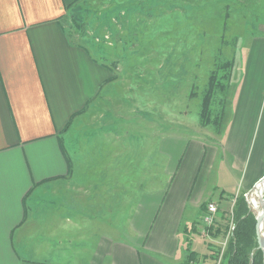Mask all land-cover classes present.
Here are the masks:
<instances>
[{"label":"crops","instance_id":"0c3cea01","mask_svg":"<svg viewBox=\"0 0 264 264\" xmlns=\"http://www.w3.org/2000/svg\"><path fill=\"white\" fill-rule=\"evenodd\" d=\"M81 1L0 0V264H185L187 258L215 264L225 211L264 174V50L249 53L235 112L220 131H154L133 139L109 134L110 152L95 146L88 163L76 162L63 132L114 76L65 23L68 8ZM185 7L176 6L172 18L190 25L194 7L186 14ZM120 141L123 153L114 152ZM148 144L166 179L134 198L120 226L84 219L80 226H38L33 203L41 191L77 171L83 181L100 178L103 162H119L123 173L139 170L131 156H145ZM208 202L218 211L213 229L203 234ZM197 238L208 244L202 258Z\"/></svg>","mask_w":264,"mask_h":264},{"label":"rangeland","instance_id":"374dc122","mask_svg":"<svg viewBox=\"0 0 264 264\" xmlns=\"http://www.w3.org/2000/svg\"><path fill=\"white\" fill-rule=\"evenodd\" d=\"M183 5H189L181 11L185 14L194 7L190 25L174 17L175 7ZM64 19L68 29L82 37L77 39L114 73L63 132L76 162L88 163L95 146H99L100 153L110 152V148L106 149L109 134H119L121 138L129 134L133 139L144 132L150 138L154 131L196 132L200 136L203 129L220 131L226 118L235 112L249 53L264 50V0H82L68 8ZM223 63L227 65L218 77L229 76L228 89H217L218 101L213 104L210 122L203 125L200 112L204 89L210 74ZM260 67L264 71V61ZM254 141L255 137L252 144ZM123 142L114 152L123 153ZM147 146L145 156H131L133 167L140 171L131 168L123 173L117 169L119 162L115 166L103 162L97 165L100 178L83 181L77 171L65 183L41 191L33 203L40 220L38 226L53 229L66 221H70L68 226H80L83 219L89 224L120 226L134 198L144 189L159 187L160 180L164 183L166 179L165 171L161 175L160 159L154 161ZM87 171L91 174L93 170ZM247 205L255 216V209ZM225 212V241L221 250H213L215 264H222L233 216L232 210ZM211 228L213 225L206 226L201 221V233L208 234ZM196 240L198 256L202 258L208 253V244L203 239ZM189 259L185 264H204L201 259L199 263Z\"/></svg>","mask_w":264,"mask_h":264},{"label":"trees","instance_id":"16d2710c","mask_svg":"<svg viewBox=\"0 0 264 264\" xmlns=\"http://www.w3.org/2000/svg\"><path fill=\"white\" fill-rule=\"evenodd\" d=\"M226 65L224 63L219 65L218 71H213L210 74L207 86L204 89L200 112V122L203 125L210 122L209 116L213 114L212 109H215L213 104L218 101L217 95H215L217 89L221 91L228 89L229 76L225 74L221 78L218 77V72L221 69L223 70ZM218 112V114H221L222 108ZM232 213L234 229L222 252V264H263L262 252L257 248L255 216L241 195L235 198Z\"/></svg>","mask_w":264,"mask_h":264},{"label":"built area","instance_id":"2783aa9c","mask_svg":"<svg viewBox=\"0 0 264 264\" xmlns=\"http://www.w3.org/2000/svg\"><path fill=\"white\" fill-rule=\"evenodd\" d=\"M253 188H254V186H253ZM253 188L250 189V190H248V191H246V192H243L242 195H241L249 205H252L251 206L252 208H254V206H253V200H251L252 197L257 201V203L259 205V199H258L259 196H258V194L256 193V191ZM262 195H263V193H262ZM257 211H256V213H257ZM216 214H217V205L214 202H208L206 204L205 209H204V212H203V214L201 216L202 217V220L201 221H203V223L206 226L207 225L208 226L209 225L211 226L213 224V222H214V219H215L214 216ZM233 229H234V223L231 221L230 222V225H229V228H228V232H227V239L231 235V232L233 231ZM262 231H263V234H264V223H263V229H262ZM203 232L206 233V229L205 228L203 229ZM222 250H223V248H222ZM194 264H196V263H194Z\"/></svg>","mask_w":264,"mask_h":264},{"label":"water","instance_id":"95a60500","mask_svg":"<svg viewBox=\"0 0 264 264\" xmlns=\"http://www.w3.org/2000/svg\"><path fill=\"white\" fill-rule=\"evenodd\" d=\"M261 184L264 186V174L257 180L253 188L259 196V207H260V210L257 211L255 215V233L257 239V248L261 250L264 260V234L262 231L263 223H264V187L261 188L260 187Z\"/></svg>","mask_w":264,"mask_h":264},{"label":"bare ground","instance_id":"6f19581e","mask_svg":"<svg viewBox=\"0 0 264 264\" xmlns=\"http://www.w3.org/2000/svg\"><path fill=\"white\" fill-rule=\"evenodd\" d=\"M261 188H263L264 186L261 184V186H260ZM259 199V198H258ZM251 200H253V206H254V209L257 211H259L260 210V207H259V205H258V203H257V201L252 197V199Z\"/></svg>","mask_w":264,"mask_h":264}]
</instances>
